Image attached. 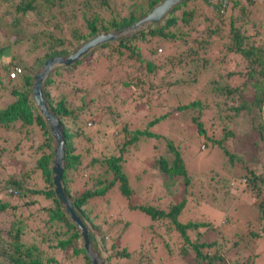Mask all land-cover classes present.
<instances>
[{
	"label": "trees",
	"instance_id": "1",
	"mask_svg": "<svg viewBox=\"0 0 264 264\" xmlns=\"http://www.w3.org/2000/svg\"><path fill=\"white\" fill-rule=\"evenodd\" d=\"M118 1H121L119 9L116 7ZM162 1L0 0V4L9 6L17 17L16 24L12 21L5 23L2 18L10 10L1 14V36L10 39L13 36V44H20L29 34V27L33 28L26 56L38 53L28 64L19 56L5 55L10 49L8 45L0 46V57L4 63L0 84L9 87L12 96L10 103L0 107V264H90L79 230L70 222L55 196L50 170L54 144L29 89L34 74L47 59L68 56L91 38L135 24ZM226 25L228 29L224 33ZM194 33L196 35H192ZM263 35L264 4L261 1L184 0L158 24H152L120 41L102 45L74 65L59 68L49 76L44 96L48 109L62 126L66 144L62 179L64 193L89 229L92 246L100 252L105 264H116L119 259L129 257L130 253L126 249L121 250L118 243L112 240L114 230L124 229L126 224L114 215L99 216L91 203L106 197L113 188H117L129 201L133 190L124 164L130 155L148 143L152 144L155 158L151 168L159 176L170 180L164 183L172 185L170 191L177 190L181 182L187 194L192 178L182 150L167 134L151 131L153 125L168 116V113H153L162 111L164 105L156 102L149 113L150 118L144 123L146 117L138 116L134 110L142 94H136L137 98L127 103L118 96L120 88L133 87L137 91L147 83L148 89L159 96L165 85H171L150 80L165 66L163 58H154L161 55L162 47L172 54L166 56V61L175 62L182 68L198 63L206 67L209 61L205 56L210 55V51L219 60L223 53V59L228 54L237 56L241 60L239 63L248 69L244 74L238 72L231 75L229 70L225 76L216 75L218 78L207 81L210 88L207 87L201 98L194 97L174 109L177 117L180 113L190 119L195 133L204 141L203 148L209 145L224 151L228 173L216 182L228 193L234 183L227 178L228 187L225 178L230 177L232 167L238 162L225 145L233 137L232 125L242 113L252 111L254 107L261 113L264 108ZM260 39L262 42L257 44ZM180 42L188 46L186 51H180ZM215 48H219L217 54ZM99 51H103L104 58L109 61L117 56L116 63L120 65L122 61H133L144 78L127 77L118 86L113 84L112 94L102 99L93 97L90 103L95 104L89 105L86 97L95 95L98 85L91 83L89 71L82 68L85 67V60ZM14 67H20L22 74L10 80L8 73ZM237 78L243 82L234 84ZM81 86L89 90L85 92ZM77 91L83 93L79 98ZM150 101L151 98L146 99L152 105ZM140 121L143 125H138ZM260 138L264 140V132H261ZM3 157L15 163L17 169L7 172L2 163ZM240 178L243 190H248L256 199L257 218L263 222L264 161L256 167L244 166ZM79 184L84 190H80ZM74 188L79 193L77 196L72 193ZM186 199L183 196L166 208L158 204L128 205L143 212L152 221L150 237L146 245L142 240L141 248L149 245L153 249L162 245L168 255L182 260L190 258L188 260L196 264H231L225 253L238 247L233 236L241 238L242 242L258 237L250 229L242 234H222L219 226L207 220L180 221ZM20 204L24 208H19ZM209 232L216 233V238L209 239ZM238 253L236 251L234 256ZM232 264L239 263L235 261Z\"/></svg>",
	"mask_w": 264,
	"mask_h": 264
},
{
	"label": "rangeland",
	"instance_id": "2",
	"mask_svg": "<svg viewBox=\"0 0 264 264\" xmlns=\"http://www.w3.org/2000/svg\"><path fill=\"white\" fill-rule=\"evenodd\" d=\"M120 3L121 1L116 3L117 9L121 7ZM7 9L10 10V13L2 19H4L5 23L12 21L13 24H16L17 17L11 8L5 4H0V16ZM206 11L209 10L207 9ZM227 29V25L224 26V33H227ZM32 32H34V29L29 27L27 33L31 34ZM29 34L20 44H13L11 41L14 39L13 36L11 39L8 36L3 38L1 36L2 32H0V46L8 45L10 47L9 50H6L5 55H16L23 58L28 64L32 63L38 53L33 52L28 57L26 56L28 54ZM259 42H262V39L258 40L257 44ZM178 45H180V51L188 49V46L183 45L182 42ZM212 48L213 46L210 49ZM162 49L161 55L154 56V58H163L165 66L156 72L155 77H150V80L159 81L163 84H173L175 82L177 84L165 85L161 89L159 96H156L152 89H148L149 85L147 83L137 91L133 87L120 88L118 96L128 103L131 99L137 98L136 94H142L143 97L135 104L134 110L138 116L146 117L144 123L150 118L151 115L149 113L153 109L152 106L157 104L156 102L162 106L164 105L162 111H153V113L156 115L168 113V116L153 125L151 131L167 134L175 142L176 146L182 150L186 168L192 176L189 183L191 188L186 194L184 186L180 182V188L178 186L179 190L174 189V191H170L172 185L164 184L170 180L159 176L155 169L151 168V164L155 158L152 144L148 143L135 152V154L129 156L124 164L129 185L133 190L129 201L120 194L117 188H113L106 197L95 199L91 203L92 208L95 209V212L99 216L106 214L111 217L114 215V217L120 218L126 224L124 229L116 228L114 230L112 240L118 243L121 250L126 249L130 255L128 258L119 259L116 264H196L188 260L190 258L182 260L176 256L168 255L162 245H156L153 249L149 245L141 248L142 240L146 245L150 237L149 226L152 224V221L143 212L128 207V205L158 204L162 208H166L170 203L180 201L183 196L187 199L180 216V221L207 220L212 222L214 226H219L222 234L224 232L227 235L242 234L243 232H248L249 229L258 234L256 239L249 238L246 242H242L241 238L233 236V239L238 242V247L231 252L225 253L226 259L230 260L231 264L235 261H238L239 264H264V221H259L257 218L258 212L255 209L256 199L249 194L248 190V192L245 189L243 190V184L240 182L244 166L256 167L264 161V140L260 138L261 132H264V108L261 113L256 107L252 111L242 113L232 125L233 137L226 141L225 145L227 151L233 153L238 162L232 167L233 170L230 177L227 176L225 178L226 183L227 178L234 183L229 188L230 192L228 193H225V189L221 188L216 182L220 177L223 178L228 173L226 168L229 169V167H227L224 151L218 147H211L209 145L203 148L204 141L202 137L197 136L195 133V128L191 125L190 119L185 118L180 113H178V117L174 115V109L178 104H185L194 97L201 98L207 92V87L210 88L207 81L217 77L216 75L225 76L229 70L231 75L238 72H243L244 74L248 69L239 63L241 60L237 56H234V54H228L223 59L225 56L222 52L223 55L221 54L220 57L223 61H221L215 59L217 55L212 51H210V55L207 54L205 56L209 61L206 67L198 63L182 68L178 64L175 65V62L173 64L167 62L165 58L170 55V50L167 51L165 47H162ZM218 49L215 48L214 50L216 54ZM104 56L105 53L99 51L95 56L93 55L86 59L84 62L85 67L82 68L86 72L89 71L90 77L88 79L91 80V83L98 85L95 87V95L86 97V102L89 105L95 104V102L90 103V99L93 97L102 99L105 95L112 94L113 87L118 86L127 77L131 79L135 76L144 78L143 73L141 70L136 69L137 65L133 61H122L123 64L120 65L116 63L118 61L117 56L110 61L104 58ZM97 57L99 58L97 59ZM3 64V58L0 57L1 76L4 75L1 68ZM180 82H184L185 84H180ZM240 82H243L240 78H237L236 81L234 79V84H239ZM113 84L115 85L113 86ZM5 86L0 84V107L12 101L9 87ZM81 88L85 92L89 90V88L84 89L83 86ZM90 88L92 89L93 86ZM81 94L83 93L77 91L76 96L79 98ZM248 95H252V93H248ZM148 98H151L152 101L150 102L152 105L146 102ZM74 102L78 104L77 101ZM125 108L128 111L130 110L127 105ZM138 125H143V122L140 121ZM2 163L5 165L7 172L11 173L17 169L15 163H10L6 157L2 158ZM84 176L86 175L84 174ZM160 181L164 185H161ZM227 184L229 187L230 184ZM78 187H80V190H84V188H81V184ZM75 189L72 190V193L77 196L79 193ZM262 195V199L264 200V193ZM19 208L22 209L24 206L20 204ZM31 226L33 227V225ZM209 233V239L211 237L212 239L216 238V233ZM236 251L239 253L234 256ZM247 258L248 261L246 262Z\"/></svg>",
	"mask_w": 264,
	"mask_h": 264
},
{
	"label": "water",
	"instance_id": "3",
	"mask_svg": "<svg viewBox=\"0 0 264 264\" xmlns=\"http://www.w3.org/2000/svg\"><path fill=\"white\" fill-rule=\"evenodd\" d=\"M183 1L184 0H163L160 4L152 8L147 16L140 19L135 24L119 31L106 32L91 38L68 56H56L47 59L33 76V82L29 94L50 130L54 144L53 157L50 164L54 193L70 222L79 230L83 242V248L90 260V264H105V260L101 257L100 252L95 250L92 246L89 229L75 212L70 199L64 193L62 179L66 147L65 137L58 118L47 107L44 96V86L49 76L57 69L74 65L78 60L102 45L120 41L152 24H158L172 8Z\"/></svg>",
	"mask_w": 264,
	"mask_h": 264
},
{
	"label": "built area",
	"instance_id": "4",
	"mask_svg": "<svg viewBox=\"0 0 264 264\" xmlns=\"http://www.w3.org/2000/svg\"><path fill=\"white\" fill-rule=\"evenodd\" d=\"M213 1L215 2V0H213ZM256 1H261V2H263V4H264V0H256ZM21 74H22V70H21V68H20V67H14V68H12V69L9 71V73H8V78H9L10 80H14V79H16L18 76H20ZM13 194L16 195L15 192H13Z\"/></svg>",
	"mask_w": 264,
	"mask_h": 264
}]
</instances>
